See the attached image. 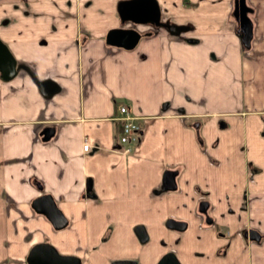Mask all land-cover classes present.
<instances>
[{
	"label": "crops",
	"instance_id": "0c3cea01",
	"mask_svg": "<svg viewBox=\"0 0 264 264\" xmlns=\"http://www.w3.org/2000/svg\"><path fill=\"white\" fill-rule=\"evenodd\" d=\"M118 1L0 0L21 65L0 78V264L47 240L82 264H264V0L250 45L236 0H158L163 24L121 22ZM117 25L138 43H109ZM45 191L66 226L31 205Z\"/></svg>",
	"mask_w": 264,
	"mask_h": 264
},
{
	"label": "water",
	"instance_id": "95a60500",
	"mask_svg": "<svg viewBox=\"0 0 264 264\" xmlns=\"http://www.w3.org/2000/svg\"><path fill=\"white\" fill-rule=\"evenodd\" d=\"M236 18L240 23L239 30L242 32V42L246 45H250V40L253 36V20L249 17V12L253 11V8L248 5L247 0H236ZM158 0H119L117 10H119L121 22L131 20L135 23L140 22H156L163 24L161 18V8H159ZM174 29V28H173ZM173 33H177L179 30H173ZM106 38L111 44H118L124 48H129L136 45L141 38L140 31L134 27V25H117L111 28L106 33ZM21 65L18 63V59L13 54L8 46L7 42L0 37V78L12 79L18 72ZM48 136L52 133L50 129L45 127ZM55 198L49 191L37 195L34 197L31 205L42 212L51 219V222L55 228L66 226L68 224V218L63 214L64 211L59 204H56ZM200 209L206 210L208 208V202L202 201ZM170 225H177L180 228H184L183 222L174 219L169 223ZM252 229L251 234L254 232ZM144 232L141 233V238ZM252 235L259 237L257 233ZM143 239V238H142ZM28 264H82V259L77 254H66L59 251L58 248L50 241H35L29 252L26 254ZM132 264L129 260L124 262H116L113 264ZM157 264H182L180 259L173 251H166Z\"/></svg>",
	"mask_w": 264,
	"mask_h": 264
},
{
	"label": "built area",
	"instance_id": "2783aa9c",
	"mask_svg": "<svg viewBox=\"0 0 264 264\" xmlns=\"http://www.w3.org/2000/svg\"><path fill=\"white\" fill-rule=\"evenodd\" d=\"M120 117L122 118L121 122V131L119 134V138L124 143L122 147L123 151L126 153L131 152V142L136 140L137 135L141 131V124L139 123V116L133 112H129L128 105L122 103L120 104ZM90 143L87 140L83 143V147L88 149Z\"/></svg>",
	"mask_w": 264,
	"mask_h": 264
},
{
	"label": "flooded vegetation",
	"instance_id": "af4514ba",
	"mask_svg": "<svg viewBox=\"0 0 264 264\" xmlns=\"http://www.w3.org/2000/svg\"><path fill=\"white\" fill-rule=\"evenodd\" d=\"M253 231H254V232H253L254 234L257 233L256 230H253ZM253 233H252V234H253Z\"/></svg>",
	"mask_w": 264,
	"mask_h": 264
}]
</instances>
